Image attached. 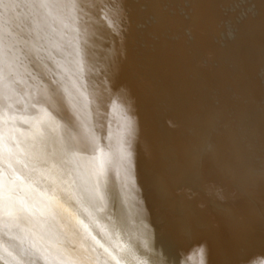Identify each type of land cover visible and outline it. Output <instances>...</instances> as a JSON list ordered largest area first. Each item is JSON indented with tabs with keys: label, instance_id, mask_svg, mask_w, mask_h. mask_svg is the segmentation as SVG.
<instances>
[{
	"label": "bare ground",
	"instance_id": "obj_1",
	"mask_svg": "<svg viewBox=\"0 0 264 264\" xmlns=\"http://www.w3.org/2000/svg\"><path fill=\"white\" fill-rule=\"evenodd\" d=\"M75 2L0 0V48L24 49L12 79L26 114L47 104L63 131L83 121L105 145L130 122L129 184L111 172L97 214L134 222L124 264H264V0ZM33 42L39 53L25 54ZM74 83L90 105L43 95L77 97ZM0 264H13L7 252Z\"/></svg>",
	"mask_w": 264,
	"mask_h": 264
},
{
	"label": "snow or ice",
	"instance_id": "obj_2",
	"mask_svg": "<svg viewBox=\"0 0 264 264\" xmlns=\"http://www.w3.org/2000/svg\"><path fill=\"white\" fill-rule=\"evenodd\" d=\"M29 6L48 9L53 0H33ZM63 6L78 9L75 0H64ZM22 51L15 45L0 48V236L6 237L0 239V255L7 252L13 264H124L123 254L132 244L131 237L124 241L121 233L129 234L134 222L104 224L97 214L109 198L111 172L122 179V190L129 184L130 122L125 120L115 132L110 127L105 145L83 121L80 133L63 131L47 104L32 103L35 112L26 114L29 105L16 93L12 79L17 75L13 62ZM28 52L38 54L39 47L33 42ZM77 71H85L82 59L77 60ZM52 84L57 85L56 78ZM73 87L77 97L67 88L63 96L58 88L43 95L54 107L65 99L70 104L93 102L92 94L75 83ZM19 103H24V111L15 110ZM134 235L144 243L138 232ZM33 255L38 257L35 262Z\"/></svg>",
	"mask_w": 264,
	"mask_h": 264
}]
</instances>
